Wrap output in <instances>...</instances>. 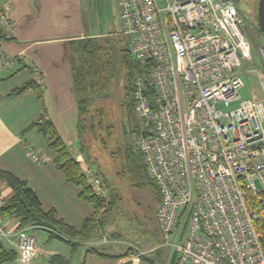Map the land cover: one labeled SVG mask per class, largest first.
<instances>
[{
	"label": "built area",
	"instance_id": "2783aa9c",
	"mask_svg": "<svg viewBox=\"0 0 264 264\" xmlns=\"http://www.w3.org/2000/svg\"><path fill=\"white\" fill-rule=\"evenodd\" d=\"M117 3L130 54L141 68L153 65L149 84L145 74L133 79L140 127L131 136L161 194L156 213L164 244L177 251L179 264H264L253 203H264V47L262 68L247 67L254 59L246 21L226 0ZM10 20L0 0L6 35ZM0 63H12L1 44ZM253 72L261 73L262 95L244 98V74ZM71 149L94 190L108 197L102 177ZM29 155L47 160L32 147ZM14 232L16 241L0 211V242L29 259L35 237L28 226Z\"/></svg>",
	"mask_w": 264,
	"mask_h": 264
},
{
	"label": "crops",
	"instance_id": "0c3cea01",
	"mask_svg": "<svg viewBox=\"0 0 264 264\" xmlns=\"http://www.w3.org/2000/svg\"><path fill=\"white\" fill-rule=\"evenodd\" d=\"M1 1L9 10L11 29L6 37L0 38V44L12 63L11 66L0 63V170L25 180L45 209H55L59 218L80 229L93 213V205L84 201L79 195L80 188L56 168L55 153L48 146V137L31 127V123L45 114L69 147L75 144L77 97L72 88L68 43L77 38L105 37L112 28L111 23H117L121 32L117 0ZM30 80H34L38 88L13 93ZM30 147L45 153L47 160L35 161L29 155ZM12 193V188L0 179V195L4 200ZM4 222L10 228V237L16 241L14 231L18 221L7 216ZM45 230L28 225V233L37 235L40 241L29 259L23 260L17 255L18 261L45 264L46 254L68 257L67 251L59 250L54 242L59 240L49 239L50 232ZM98 234L100 236L101 232ZM4 245L15 249L7 241ZM88 256L87 264H125L130 259L104 257L96 252Z\"/></svg>",
	"mask_w": 264,
	"mask_h": 264
},
{
	"label": "trees",
	"instance_id": "16d2710c",
	"mask_svg": "<svg viewBox=\"0 0 264 264\" xmlns=\"http://www.w3.org/2000/svg\"><path fill=\"white\" fill-rule=\"evenodd\" d=\"M2 32L3 30L0 28V38L6 37V34ZM68 48L72 88L77 97L76 140L79 143L77 149L83 153L87 163L94 166L96 173L102 177L107 186L108 197H104L94 190L81 162L76 159L71 147L63 139L54 122L43 114L31 123V127H36L48 137V146L55 153L56 168L64 173L68 181L80 188V197L91 203L94 211L85 220L83 226L77 229L59 218L55 209H45L36 192L25 180L9 171L0 170V179L13 190L11 197L0 208L3 217H13L18 221L19 227L35 225L44 228L50 232L49 239L65 241L75 250L77 247L85 245V241L95 237L99 231L101 232L100 236L107 233V229L116 224L120 216L131 223H136L137 218L134 215L133 205L136 198L129 197L127 187L137 188L148 182L156 190L153 211H155L154 220L157 229L160 231L156 212L161 194L149 175L139 151L133 144L119 140L118 134H115L114 131L119 119L131 116L134 112L133 79L138 74H145L147 84H149L152 63L141 68L139 62L130 54L128 43L121 45L119 59L124 71V81L122 99L118 102L117 95H113L115 91L118 93L117 86L115 89L114 84L117 78V67L109 41L100 37L77 38L69 41ZM31 88H38V84L34 80L27 81L13 93H23ZM113 89H115L114 92ZM139 127L140 124L135 123L133 127L125 128L124 126V129H126V133L131 134ZM253 203L260 214L256 226L264 238V203L256 198L253 199ZM116 234L117 231L110 233V238L114 239L109 241L111 243L108 247L105 242L98 241L100 244L93 245L86 251H94L101 256L115 259L132 257L137 254L140 264H167L168 249L166 257L159 263L156 257L151 256L150 251H143L138 247H128L117 240L120 235ZM160 235L162 237L161 232ZM98 245L102 248H97ZM162 245L169 248L164 244V240ZM140 251L143 253L140 254ZM16 258L17 251L5 247L4 243L0 242V264ZM50 262L52 264H69V260L59 253L53 254L50 257ZM125 264L135 263L130 258ZM168 264H179L177 251L172 252Z\"/></svg>",
	"mask_w": 264,
	"mask_h": 264
},
{
	"label": "rangeland",
	"instance_id": "374dc122",
	"mask_svg": "<svg viewBox=\"0 0 264 264\" xmlns=\"http://www.w3.org/2000/svg\"><path fill=\"white\" fill-rule=\"evenodd\" d=\"M226 2L229 3L232 7H234L246 21L244 29L251 42L252 57L254 59V62L246 63L247 67L248 66L255 67L257 69L262 68L260 48L264 47V33L261 31L258 24L259 0H226ZM103 27L105 26H100V28ZM111 27H112L111 30L107 31V36L102 37V39L109 41V46L113 51L112 55L115 59V64L117 67L116 68L117 78L115 79L114 84H115V89L117 86V90H118L117 93V91L113 89V92L115 91L113 95H117L118 102H120L123 94L122 88L124 81L123 80L124 71L122 69L121 62L119 59L120 58L119 53H120L121 45L123 43L124 44L128 43L130 35L119 32L120 28L117 23L116 25L111 23ZM260 78H261L260 72L244 74L245 86H243L240 90L244 98L252 97L253 93L258 96L262 95L259 84ZM235 106L236 104H232L230 108H226V109H231ZM135 123L140 124V119L135 112H133L131 116H125L119 119V121L117 122V126H115L116 129H114L115 134L120 135V136L117 135L118 139L123 142L126 141L128 144L134 145L131 134L125 132L126 129H124V126L125 128L133 127ZM71 147L72 148L79 147L78 141L76 140L75 144L72 145ZM127 189H128L127 193H129L128 194L129 197L133 196V198H136V201L133 203L134 215L137 218L136 223H131L129 220H126L125 218L123 219L120 216L118 218L117 223L107 229L108 230L107 233L102 234L101 236L97 234L95 237L88 239L85 245H82L81 247L79 246L75 250L72 249L69 243L57 239L59 241H54V242H56V244L59 245L58 248L59 250L65 249L67 251L68 257L66 256V258L69 260V264H81V263L87 264L89 257L88 255L90 253H95V252L94 251L87 252L86 250L93 245L100 244L97 241L105 242V245H107L108 247L111 243V242L109 243V241H111V239H114V238H110V233L116 231H117L116 235H120L118 236L117 240H120L122 243L128 245V247L129 246L138 247L143 251H148V252L150 251L151 256L156 257L159 263H161L162 260L166 257L167 249H168V256H167V264H168V261L174 250H172L168 245L167 246L169 248L162 245L163 240L160 235L161 231L157 229L156 221L154 220L155 211H153V205L155 203V197H156V193H155L156 190L154 186L146 182V184L142 185L141 187L134 188L131 186V187H127ZM129 207L131 208V206ZM44 232L47 233L46 230ZM35 239H36V243L39 244L40 239L37 235H35ZM97 248L101 249L102 246L98 245ZM41 256L45 257V253L42 254ZM50 257L47 256L46 254V259H44L45 264H52L50 262ZM127 258L128 259L132 258V261H134L136 264H140L139 257L137 254ZM15 260H12L13 262H15L14 264H22L20 261L18 260L15 261Z\"/></svg>",
	"mask_w": 264,
	"mask_h": 264
},
{
	"label": "water",
	"instance_id": "95a60500",
	"mask_svg": "<svg viewBox=\"0 0 264 264\" xmlns=\"http://www.w3.org/2000/svg\"><path fill=\"white\" fill-rule=\"evenodd\" d=\"M258 24H259V28L264 33V0H259Z\"/></svg>",
	"mask_w": 264,
	"mask_h": 264
}]
</instances>
